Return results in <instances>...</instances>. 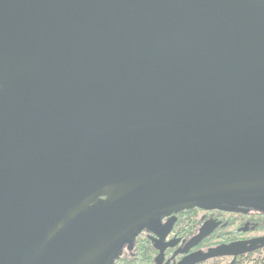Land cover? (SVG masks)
Here are the masks:
<instances>
[{
	"label": "water",
	"instance_id": "95a60500",
	"mask_svg": "<svg viewBox=\"0 0 264 264\" xmlns=\"http://www.w3.org/2000/svg\"><path fill=\"white\" fill-rule=\"evenodd\" d=\"M226 203L264 208V0H0V264Z\"/></svg>",
	"mask_w": 264,
	"mask_h": 264
},
{
	"label": "flooded vegetation",
	"instance_id": "af4514ba",
	"mask_svg": "<svg viewBox=\"0 0 264 264\" xmlns=\"http://www.w3.org/2000/svg\"><path fill=\"white\" fill-rule=\"evenodd\" d=\"M156 219L122 244L112 264H264V246L249 249L264 236V208L195 206Z\"/></svg>",
	"mask_w": 264,
	"mask_h": 264
},
{
	"label": "rangeland",
	"instance_id": "374dc122",
	"mask_svg": "<svg viewBox=\"0 0 264 264\" xmlns=\"http://www.w3.org/2000/svg\"><path fill=\"white\" fill-rule=\"evenodd\" d=\"M261 232H263V231H261Z\"/></svg>",
	"mask_w": 264,
	"mask_h": 264
}]
</instances>
